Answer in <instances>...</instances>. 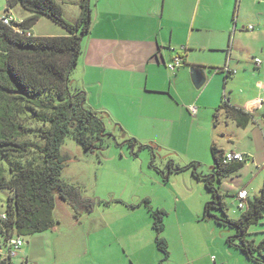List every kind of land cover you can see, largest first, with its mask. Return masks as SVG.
<instances>
[{"label":"rangeland","instance_id":"obj_1","mask_svg":"<svg viewBox=\"0 0 264 264\" xmlns=\"http://www.w3.org/2000/svg\"><path fill=\"white\" fill-rule=\"evenodd\" d=\"M56 1L63 8L65 19L77 24L82 0ZM254 1L261 4V0H246L242 3L246 16H241L236 34L232 35V44L237 35L238 40L244 41V51L248 52L240 56L238 50L232 51V68L238 74L226 78V73L219 69L223 66L218 65L220 61L217 59L212 67L206 68L208 82L203 89L197 90L193 82L179 84L186 96L191 92L192 96L204 93L201 103L209 105L218 101L219 93L221 96L226 93L227 97H232L234 106L247 104L261 93L264 98V6L261 4L256 9ZM90 5L93 11L94 1L91 0ZM106 8L100 6L105 21L94 28L92 36L90 32L82 39V54L71 73L69 88L74 94L86 85L104 84L99 96L96 88L88 90L91 96H86L85 108L93 110L106 106L120 120L123 115L115 110L113 94L116 90L110 84L114 72L103 70L105 58L98 57L99 39L105 26L110 28L112 34V28L120 25L119 21H114L112 15L106 13ZM6 9V0H0V16L5 15ZM10 14L16 21L21 15H29L21 6L11 9ZM250 26L254 30H249ZM233 27L234 22L232 30ZM33 30L38 37L67 35L65 29L46 17H42ZM258 32L262 33L257 36ZM227 42L224 38L218 46L223 47ZM210 52L213 53H207ZM214 52L218 57L224 54L222 50ZM257 60L261 62L260 69L255 66ZM162 99L168 100L167 97ZM222 100L221 97L215 110H206L204 113L201 104L196 101L195 106L201 112L197 120L186 115L183 117L177 126L180 132L176 136V144L169 140L172 138L170 131L158 134L159 131L149 128L140 138H161L162 144L146 145L143 140L135 139L137 144L131 146L128 141L133 139L130 136L132 132L128 133L123 127L126 133L123 130L116 131L108 126L107 133L113 137H106L101 149L87 153L71 135L67 136L61 147V154L67 157L61 179L78 186L84 199L95 201L94 211H81L78 215L74 207L56 193L54 217L61 233L56 235L54 231H48L27 238L30 245L24 246L22 254L32 249L35 258L27 264H91L88 259L79 258L82 256L79 239L85 235L88 238L90 233L99 238L108 236V240L110 238L113 241L114 254L126 250L127 255L138 264H160L163 255L156 244L157 233L152 213L142 204L145 199H150L155 210H165L167 213L162 236L169 243L170 260L165 264H258L241 251L236 229L225 224V220L227 217L237 220L242 215L243 211L238 208L239 202L236 200L239 190L247 188L252 197L260 195L264 180V107L250 111L253 121L247 129H241L224 109L215 117ZM252 103L255 106L259 104L257 100ZM165 111L167 114L171 112L168 108ZM23 124L33 125L34 120L30 122L24 118ZM212 143L223 153L243 150L246 160L252 163H245L239 171L221 181L216 180L215 186L223 196L227 215L221 210H212L209 217L205 206L213 199L212 193L204 180L196 176L192 164L199 165L196 172L200 177L212 174ZM42 157L33 147L28 154L20 156L15 153L10 159L25 167L29 165L28 161L40 160ZM11 163L8 157L2 161L8 179L11 177ZM9 195V190H0V201L5 203ZM247 239L260 245L264 240V218L259 225L250 228ZM76 254L79 255L77 260ZM258 256L256 252L255 257ZM17 261L21 263V259Z\"/></svg>","mask_w":264,"mask_h":264},{"label":"trees","instance_id":"obj_2","mask_svg":"<svg viewBox=\"0 0 264 264\" xmlns=\"http://www.w3.org/2000/svg\"><path fill=\"white\" fill-rule=\"evenodd\" d=\"M90 1L82 0L81 15L74 25L65 19L63 8L56 0H6L7 16H11V9L21 6L29 17L15 23L18 30L5 25L0 18V190L10 192L5 203L0 201L7 215L6 221H0L2 236L17 235L26 240L56 228V193L74 207L78 215L81 211L94 210L95 201L84 199L78 187L61 179L67 162L61 147L67 136L71 135L85 151H90L96 141L104 143V120L96 111L85 108L84 90L78 89L73 94L69 88L71 73L82 54V39L92 29ZM42 17L61 26L67 35L34 36L32 29ZM221 109L226 110L241 129H246L253 121L251 114L233 106L227 97L215 117ZM24 118L34 120V124L25 126ZM131 142L137 144L135 139ZM33 147L43 155L40 160L32 159L29 165L22 167L10 159L15 153L28 154ZM225 154L215 145L212 147L214 166L212 174L205 177L196 172L199 165L192 164L196 176L204 180L212 193L213 199L205 206L209 217L212 210H221L227 215L216 180H223L245 164L226 163ZM7 157L12 162L9 179L2 164ZM142 204L152 213L156 244L163 255L161 264H165L170 260L169 243L162 236L167 213L155 210L150 199ZM242 211L239 219L227 217L225 224L236 229L241 251L250 260L264 264V240L255 245L247 239L250 228L259 225L264 218V180L260 195L248 200ZM256 252L258 257H255Z\"/></svg>","mask_w":264,"mask_h":264},{"label":"crops","instance_id":"obj_3","mask_svg":"<svg viewBox=\"0 0 264 264\" xmlns=\"http://www.w3.org/2000/svg\"><path fill=\"white\" fill-rule=\"evenodd\" d=\"M92 1H94L95 6L92 12L90 36H92L94 28L105 21L104 15L100 12L101 5L107 7L106 13L112 15L113 20L120 23L119 26L116 25L112 28V34H110V28L105 26L104 33L99 39L100 52H98V57L105 58L103 70L114 72V79L110 84L116 90L113 94L115 110L120 111L123 116L120 120L117 119L114 111L106 106L93 110L99 113L113 130L120 131L125 128L128 133H133L132 135L130 133L131 138L143 140L146 145H161L163 141V139L160 138L159 140L156 137L140 138L141 134L148 132L149 128L155 132L159 131L158 134H165L170 131L172 138L169 140L176 144L178 140L176 136L180 132L177 126L181 124L185 115L192 120H197L201 109L203 113L206 110H215L221 97L223 98L222 102L227 97L226 93H223L222 96L219 93L218 101L205 105L201 103L204 93L192 96L191 92L186 96L179 84L192 82V68H210L217 59L220 61L218 65L223 66L218 68L226 73V78L238 74V71L232 68V51L238 50L240 56H244L248 52L244 51L246 50L244 41L238 40L237 35H235L234 44H232V35L236 31L241 16L243 18L246 16L243 14L245 7H242V3L246 0ZM259 3L254 1L253 4L256 9L261 4L264 6V0H261V4ZM6 12L7 9L5 15L0 16V18L6 17ZM28 17L29 15H21L17 22L21 23ZM32 33L37 36L33 29ZM259 33L262 32H258L256 35H260ZM224 38L228 41L227 45L218 46V43ZM217 50L223 51L222 57L214 54V51ZM208 51H213V53L210 52L209 54ZM176 56L183 57L184 61V66L178 70L179 72L175 71L178 73L167 68V64L171 63ZM97 60L96 57L95 61ZM255 66L258 67L256 62ZM226 67L231 70L232 75L227 73ZM258 68L260 69L261 66ZM81 88L87 92V97L88 95L91 96L88 90L96 88L98 90L97 96H99L104 84L103 86L101 84L86 85ZM262 88L264 89V86ZM164 97H167L168 100H163ZM227 98L231 103L232 97ZM254 100L259 102L258 106L253 105ZM196 101L201 104V109L198 108V114L194 117L190 113L189 107L196 105ZM235 106L251 114L250 111L253 109L264 107L263 93L247 104ZM166 108L171 110L170 114L166 113ZM123 131L125 132V130ZM212 145L214 146V143ZM244 152L242 150L239 153ZM246 163L251 164L252 162L247 160ZM240 191L248 192L247 201L255 198L252 197L247 188H242L238 192ZM236 200L240 203L238 193ZM51 231H54L56 235L61 233L57 227ZM79 241L82 247V256L79 258L88 259L91 264L137 263L134 258L127 255L126 250L116 251L114 254L112 250L113 241L110 238L108 240V236L99 238L98 235L90 233L88 238L85 235ZM75 242L77 243L78 240L76 239ZM26 245H30V243L26 241ZM26 252L25 255L21 254L20 264H27L35 259L32 249ZM78 256L75 257L76 260L79 259Z\"/></svg>","mask_w":264,"mask_h":264},{"label":"built area","instance_id":"obj_4","mask_svg":"<svg viewBox=\"0 0 264 264\" xmlns=\"http://www.w3.org/2000/svg\"><path fill=\"white\" fill-rule=\"evenodd\" d=\"M2 22L7 26H13L15 23H18L16 19L13 18L12 15L3 17ZM248 29L252 31L254 30V27L250 26ZM19 32L22 33L21 31ZM28 35L31 36L30 33ZM256 64L258 67H260L261 66L260 60H257ZM183 66H184V61H183V57L181 56H176L171 63L167 64L168 70L172 72L180 70ZM226 71L229 75L233 74L228 67H226ZM189 111L194 117H196L198 114V107L192 105L189 107ZM225 162L230 164L246 163L247 160L243 153L230 152L225 154ZM247 199H248L247 191H240L238 193V200L240 201V203L238 204L239 209L241 210L246 209ZM6 220H7L6 212L2 204L0 203V221H6ZM25 245H26V240L21 236H17V235L2 236V234H0V264H19L17 259H21L22 250Z\"/></svg>","mask_w":264,"mask_h":264},{"label":"water","instance_id":"obj_5","mask_svg":"<svg viewBox=\"0 0 264 264\" xmlns=\"http://www.w3.org/2000/svg\"><path fill=\"white\" fill-rule=\"evenodd\" d=\"M14 28L18 26L16 24L13 25ZM191 78L193 85L197 90L203 89L208 82V73L206 69L203 68H192L191 69Z\"/></svg>","mask_w":264,"mask_h":264},{"label":"flooded vegetation","instance_id":"obj_6","mask_svg":"<svg viewBox=\"0 0 264 264\" xmlns=\"http://www.w3.org/2000/svg\"><path fill=\"white\" fill-rule=\"evenodd\" d=\"M82 90H84V89L82 88ZM84 92H85V95L87 96L85 90H84ZM100 116H101V115H100ZM101 118L103 119L102 116H101ZM103 120H104V119H103ZM104 122H105V120H104ZM107 128H108V125H107V123L105 122V133L103 134V138H102V140L104 141V143H105V138H106V137H113V135L107 133V130H108ZM104 143L101 142V141H96V144H94L93 148H91L90 151H86V152H87V153H92V152H94V151L97 150V149H101V148L103 147ZM128 143H129L131 146L133 145L132 142H131V140H129ZM71 185H72V184H71ZM72 186H75V185H72ZM76 187H78V186H76ZM78 188H79V187H78ZM79 189H80V188H79Z\"/></svg>","mask_w":264,"mask_h":264}]
</instances>
